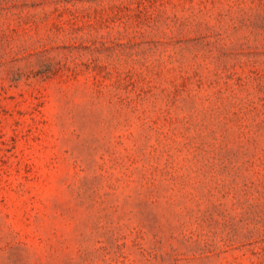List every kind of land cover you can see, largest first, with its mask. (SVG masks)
Instances as JSON below:
<instances>
[{"label": "rangeland", "instance_id": "obj_1", "mask_svg": "<svg viewBox=\"0 0 264 264\" xmlns=\"http://www.w3.org/2000/svg\"><path fill=\"white\" fill-rule=\"evenodd\" d=\"M0 264H264V0H0Z\"/></svg>", "mask_w": 264, "mask_h": 264}]
</instances>
